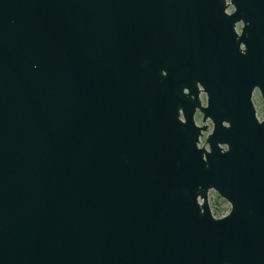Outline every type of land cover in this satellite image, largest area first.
Masks as SVG:
<instances>
[{"label":"water","instance_id":"obj_1","mask_svg":"<svg viewBox=\"0 0 264 264\" xmlns=\"http://www.w3.org/2000/svg\"><path fill=\"white\" fill-rule=\"evenodd\" d=\"M224 1L0 0V264H264V0Z\"/></svg>","mask_w":264,"mask_h":264},{"label":"rangeland","instance_id":"obj_2","mask_svg":"<svg viewBox=\"0 0 264 264\" xmlns=\"http://www.w3.org/2000/svg\"><path fill=\"white\" fill-rule=\"evenodd\" d=\"M200 99H201V103L204 105L205 96L201 95ZM252 102H253V105H254V108H255L256 117L259 120H261L262 117H263L264 107H263V103H262L258 93H255L253 95ZM195 122L199 126H201L202 124L207 126V131L203 134V137L200 139V145L199 146H203L204 145V139H205L206 135L210 133L212 125H211L209 120L205 121V123H202L201 122V115L199 113H197L195 115ZM208 205H209V209H210L211 214L215 218H220V217L226 215L229 212V209H230L229 204L226 201H224L223 199H221L213 191H210L208 193Z\"/></svg>","mask_w":264,"mask_h":264},{"label":"flooded vegetation","instance_id":"obj_3","mask_svg":"<svg viewBox=\"0 0 264 264\" xmlns=\"http://www.w3.org/2000/svg\"><path fill=\"white\" fill-rule=\"evenodd\" d=\"M246 1V7H248V8H254V2L253 1H251V0H245ZM224 5H225V10H224V12L227 14V15H230V14H232V13H234L237 9H238V7H239V1L238 0H225L224 1ZM253 21V19L252 18H250V17H240V18H238L237 19V21L234 23V31H235V33L237 34V35H240V33H241V31H242V29L244 28V27H246V26H249V25H251L250 23ZM244 37V36H243ZM243 41L245 42L246 40L243 38ZM243 41H241V43H240V48H241V50H243ZM255 93H258V95L260 96V94H259V92L257 91V90H255L254 92H253V95L255 94ZM252 99H253V97H252ZM261 99V98H260ZM262 101V100H261Z\"/></svg>","mask_w":264,"mask_h":264}]
</instances>
